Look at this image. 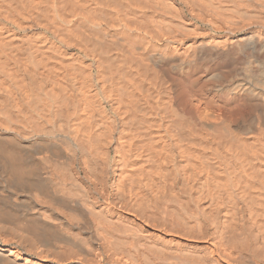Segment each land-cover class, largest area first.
I'll list each match as a JSON object with an SVG mask.
<instances>
[{
    "label": "bare ground",
    "instance_id": "6f19581e",
    "mask_svg": "<svg viewBox=\"0 0 264 264\" xmlns=\"http://www.w3.org/2000/svg\"><path fill=\"white\" fill-rule=\"evenodd\" d=\"M0 264H264V0H0Z\"/></svg>",
    "mask_w": 264,
    "mask_h": 264
}]
</instances>
